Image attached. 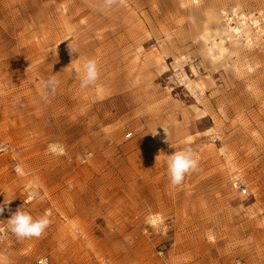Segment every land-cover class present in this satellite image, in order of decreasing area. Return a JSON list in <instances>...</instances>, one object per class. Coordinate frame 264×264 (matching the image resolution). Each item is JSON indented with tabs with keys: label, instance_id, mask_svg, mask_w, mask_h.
<instances>
[{
	"label": "rangeland",
	"instance_id": "obj_1",
	"mask_svg": "<svg viewBox=\"0 0 264 264\" xmlns=\"http://www.w3.org/2000/svg\"><path fill=\"white\" fill-rule=\"evenodd\" d=\"M8 201L0 264H264V0H0ZM21 207L40 237L9 230Z\"/></svg>",
	"mask_w": 264,
	"mask_h": 264
},
{
	"label": "clouds",
	"instance_id": "obj_2",
	"mask_svg": "<svg viewBox=\"0 0 264 264\" xmlns=\"http://www.w3.org/2000/svg\"><path fill=\"white\" fill-rule=\"evenodd\" d=\"M125 0H103V5L107 9H111L116 4L123 5ZM71 53L73 49L70 47ZM75 76L80 80V88L85 89L89 86L95 85L100 77L99 63L96 59H86L80 68L75 70ZM59 80L56 74L41 81V98L48 100L50 95H54L58 86ZM166 133V130H164ZM160 156V155H159ZM158 156V157H159ZM166 156V167L171 185L179 186L183 183L186 175L199 171V160L196 153L190 146L184 147L180 151H175L172 155ZM157 157V158H158ZM0 205V215L5 211V206ZM51 220L47 214L39 218H33L32 215L18 208L11 218L8 219L9 230L18 238L26 239L33 237H40L46 229L50 226Z\"/></svg>",
	"mask_w": 264,
	"mask_h": 264
},
{
	"label": "built area",
	"instance_id": "obj_3",
	"mask_svg": "<svg viewBox=\"0 0 264 264\" xmlns=\"http://www.w3.org/2000/svg\"><path fill=\"white\" fill-rule=\"evenodd\" d=\"M3 235H4V228L0 227V240L3 238ZM46 263H47L46 259H41L38 261V264H46Z\"/></svg>",
	"mask_w": 264,
	"mask_h": 264
}]
</instances>
